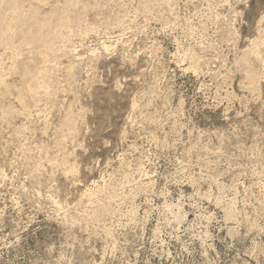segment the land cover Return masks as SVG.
<instances>
[{"label":"rangeland","instance_id":"1","mask_svg":"<svg viewBox=\"0 0 264 264\" xmlns=\"http://www.w3.org/2000/svg\"><path fill=\"white\" fill-rule=\"evenodd\" d=\"M73 1L0 40V264H264V0Z\"/></svg>","mask_w":264,"mask_h":264},{"label":"bare ground","instance_id":"2","mask_svg":"<svg viewBox=\"0 0 264 264\" xmlns=\"http://www.w3.org/2000/svg\"><path fill=\"white\" fill-rule=\"evenodd\" d=\"M8 1V0H7ZM20 1V0H19ZM27 1V0H26ZM0 2H1V0H0ZM38 2H45V0H38ZM67 2H68V4H73V0H67ZM66 2V3H67ZM40 4V3H39ZM44 4V3H43ZM57 4V3H56ZM9 15H5V14H3L1 11H0V40L4 43V44H8V42H9V35L14 31V32H16L15 30H14V28L15 27H17L18 26V24L20 25V23H24V22H26V21H28L29 23L30 22H34V21H36V19H34V17L36 16V15H34L33 14V12L32 11H34V10H32L30 13H29V11L28 12H24L23 11V9H22V7L21 6H19L20 4H18L17 3V0H10V2H9ZM30 5V4H29ZM54 5V4H53ZM73 6V5H72ZM29 7V6H28ZM86 7V6H85ZM1 9V8H0ZM25 9V8H24ZM27 10V9H26ZM38 10V9H37ZM59 10V9H58ZM55 11V10H54ZM62 11V10H61ZM59 12V11H58ZM35 13H37V11L35 10ZM53 13V12H52ZM56 13V12H55ZM50 16V15H49ZM53 17V16H52ZM36 18V17H35ZM47 18V17H46ZM58 18V17H57ZM54 20V19H53ZM67 20H70V19H67ZM76 20V19H75ZM56 21V20H55ZM70 22V21H69ZM72 22V21H71ZM28 23V24H29ZM49 23V22H48ZM51 23V22H50ZM64 22H62V24H63ZM67 23V22H66ZM26 24V23H25ZM32 24V23H31ZM37 22H36V24L34 25L35 27H37ZM69 24V23H68ZM76 24V23H75ZM56 25V24H55ZM72 25H74V23L72 24ZM39 27L37 28V29H35V30H31L30 31V36L29 37H27V35H26V37L27 38H30V37H32V38H34L36 41H39V42H41L42 43V45H44L45 47H47V42L49 41L48 39H47V36H46V32H44L43 30L44 29H47V28H45V27H49V25L47 24V23H45V20H44V22H41L39 25H38ZM59 26V25H58ZM68 26H70V25H68ZM64 27V26H63ZM66 27V26H65ZM32 28V27H31ZM34 28V27H33ZM49 28H51V27H49ZM19 29V28H18ZM22 29V28H21ZM28 30H29V28H28ZM55 30V29H54ZM22 31V30H21ZM26 31V30H25ZM28 32V31H27ZM20 33V32H19ZM14 34V33H13ZM54 34L56 35V36H59V31H57V29L54 31ZM62 34V33H61ZM60 34V35H61ZM22 35V34H21ZM13 36V35H12ZM63 36V35H62ZM23 37V36H22ZM11 38V37H10ZM31 38V39H32ZM34 39H32L33 40V42H34ZM13 40V39H12ZM48 40V41H47ZM1 42V43H2ZM13 42V41H12ZM28 42V41H27ZM26 43V42H25ZM35 43H37V42H35ZM11 44V43H10ZM33 44V43H32ZM38 45V44H37ZM35 46V45H34ZM40 46V45H39ZM44 47V48H45ZM103 47L104 48H108V45H106V44H104L103 43ZM50 49V48H49ZM41 50H42V47H41ZM44 51H45V49H44ZM70 52V51H69ZM42 54V53H41ZM44 55V54H43ZM42 56V55H41ZM264 56V55H263ZM257 57V56H256ZM259 57V56H258ZM262 61V60H261ZM45 68V67H44ZM253 73V72H252ZM42 74V73H41ZM250 75V74H249ZM247 76V75H246ZM253 76V74L251 75V78H253L252 77ZM33 77V76H32ZM248 78H250L249 76H248ZM250 78V79H251ZM254 79V78H253ZM34 80V79H33ZM251 81V80H250ZM253 82H255V81H253ZM33 86V85H32ZM38 87V86H37ZM29 88V87H28ZM32 89V88H31ZM30 89V92L32 91ZM34 89V88H33ZM39 90V89H38ZM37 90V91H38ZM29 91V90H28ZM36 91V92H37ZM38 93V92H37ZM32 94V93H31ZM37 95V94H36ZM49 95V94H48ZM30 96V95H29ZM33 96H34V94H33ZM37 96H39V95H37ZM36 97V96H35ZM34 97H32V99H33ZM41 98H42V96H41ZM35 99V98H34ZM39 99V98H38ZM31 100V99H30ZM40 100V99H39ZM29 114V113H28ZM70 119V117L68 118V120ZM68 120H66V121H68ZM69 122V121H68ZM68 122H66V123H68ZM70 123V122H69Z\"/></svg>","mask_w":264,"mask_h":264}]
</instances>
